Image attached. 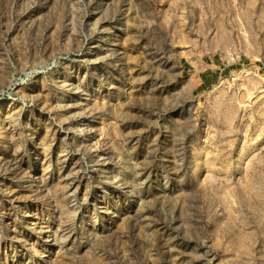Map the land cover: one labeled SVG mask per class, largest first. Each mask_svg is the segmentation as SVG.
<instances>
[{
    "label": "rangeland",
    "instance_id": "rangeland-1",
    "mask_svg": "<svg viewBox=\"0 0 264 264\" xmlns=\"http://www.w3.org/2000/svg\"><path fill=\"white\" fill-rule=\"evenodd\" d=\"M0 264H264V0H0Z\"/></svg>",
    "mask_w": 264,
    "mask_h": 264
},
{
    "label": "crops",
    "instance_id": "crops-1",
    "mask_svg": "<svg viewBox=\"0 0 264 264\" xmlns=\"http://www.w3.org/2000/svg\"><path fill=\"white\" fill-rule=\"evenodd\" d=\"M206 83H207V80L205 79L204 82H203V84H206Z\"/></svg>",
    "mask_w": 264,
    "mask_h": 264
}]
</instances>
